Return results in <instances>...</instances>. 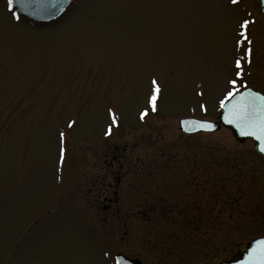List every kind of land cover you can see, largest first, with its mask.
<instances>
[{
	"label": "rangeland",
	"instance_id": "1",
	"mask_svg": "<svg viewBox=\"0 0 264 264\" xmlns=\"http://www.w3.org/2000/svg\"><path fill=\"white\" fill-rule=\"evenodd\" d=\"M14 14L0 0V264H217L264 237L253 143L178 128L216 121L234 79L264 94L258 0H73L45 26Z\"/></svg>",
	"mask_w": 264,
	"mask_h": 264
},
{
	"label": "snow or ice",
	"instance_id": "2",
	"mask_svg": "<svg viewBox=\"0 0 264 264\" xmlns=\"http://www.w3.org/2000/svg\"><path fill=\"white\" fill-rule=\"evenodd\" d=\"M17 2L20 4L22 10L26 5L32 9L28 13L29 15L39 18H52L61 15L65 11V6L70 3V0H17ZM232 2L237 3L238 0H232ZM8 5L9 8L14 7V0H8ZM14 15L19 19L18 14ZM248 23V21H245L241 25L243 31L240 35L250 45L251 40L247 35ZM251 51V47H248L247 55L249 57L251 56ZM236 68L242 69V62L239 59L236 61ZM236 75L240 76L241 72L237 71ZM230 83L233 86V90L229 91L224 99L220 101V106L226 109L224 120L226 123L233 125L240 135L251 136L256 141H259L262 145L261 151H264V94L253 92L249 89L244 93H240L239 98H237V93L239 92V89L236 88L237 80L234 79ZM151 85L150 95L146 99L147 107L140 113L141 120L149 115V109L153 113L158 110L157 102L160 98L161 87L155 78L151 80ZM244 87H247V85ZM201 107L203 108L204 106L202 105ZM204 110L206 111L207 109L205 108ZM111 115L113 124L117 123L118 117L115 113H111ZM74 123L73 121L72 124ZM72 124L69 126L71 127ZM181 125L185 131L214 130V126L204 120L185 119L181 122ZM111 132L112 127L110 125L106 135H111ZM60 136L63 140L64 133H60ZM65 151L63 147L60 150L62 160ZM241 264H264V240H257L255 242Z\"/></svg>",
	"mask_w": 264,
	"mask_h": 264
},
{
	"label": "water",
	"instance_id": "3",
	"mask_svg": "<svg viewBox=\"0 0 264 264\" xmlns=\"http://www.w3.org/2000/svg\"><path fill=\"white\" fill-rule=\"evenodd\" d=\"M72 1L73 0H70V3L65 6V10L71 4ZM258 1H259L260 11H261L262 17L264 19V0H258ZM14 9L17 11V13L19 15H21V16L29 19V20H32L36 23H41V24L50 23V22L56 20L57 18H59L65 12L64 11L61 15L54 16L52 18H39L37 16L28 14L29 12L32 11V9L30 7H28L27 5L22 10V8H21L20 4L17 2V0H14ZM248 90L249 89H246L240 93H244ZM250 90H252L253 92H256L253 89H250ZM240 93H237V98H239ZM225 112H226V109L222 108L219 115H218L217 121L204 120V121L210 122L214 126V130L185 131L184 127H182V125H181V122L185 119H191V118H185V119H180L178 121L179 131L185 135H196V134H200V133H214V132L218 131L221 127H224L225 129L230 130L231 133L233 134L235 140H237L239 142L245 141V140L253 141L254 151L256 152V154L264 157V151H261V147H262L261 143L259 141H256L255 138H253L251 136L240 135L239 131L233 125L226 123V121L224 120ZM257 240H264V237H260V238H256V239L252 240L251 242L247 243V245L245 246V248L242 251H238L237 253L232 255L230 257V259L223 260L219 264H241V262L244 260L245 256L247 255L248 251L251 249V247L255 244V242ZM116 264H141V263L139 261H132V260L126 259L122 255H118L116 257Z\"/></svg>",
	"mask_w": 264,
	"mask_h": 264
},
{
	"label": "flooded vegetation",
	"instance_id": "4",
	"mask_svg": "<svg viewBox=\"0 0 264 264\" xmlns=\"http://www.w3.org/2000/svg\"><path fill=\"white\" fill-rule=\"evenodd\" d=\"M30 24H32V23H30ZM32 25H34V24H32Z\"/></svg>",
	"mask_w": 264,
	"mask_h": 264
}]
</instances>
